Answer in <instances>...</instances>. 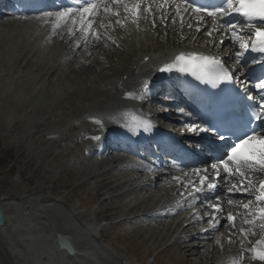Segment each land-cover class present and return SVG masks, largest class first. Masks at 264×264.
I'll return each mask as SVG.
<instances>
[{"label": "rangeland", "instance_id": "rangeland-1", "mask_svg": "<svg viewBox=\"0 0 264 264\" xmlns=\"http://www.w3.org/2000/svg\"><path fill=\"white\" fill-rule=\"evenodd\" d=\"M8 19L0 21V197L9 213L8 226L1 231L3 244L15 252L18 247L22 250V255L16 254L15 264L21 262L25 251L32 250L34 243H37L36 249L40 253L43 246L40 241L49 243L54 229L61 227L69 230L80 249L90 243L99 246L96 258L100 264H124L122 259L141 264H212V261H204L198 250H194L191 255L186 254L183 251L186 243L171 244L174 237L183 232L181 225L177 231L172 230L168 238L162 240L159 236L155 240L166 231L168 224L172 225L176 220L166 221L167 225L163 226L161 222L154 224L140 219L131 222L122 220L124 216L137 215L140 208L145 209L146 204L150 206L158 198L168 200L176 192L175 189L169 194L153 198L157 194L153 192L158 187L151 190L154 186L135 188L139 183L134 185L135 181L142 176L118 190L104 186L105 180L115 181L119 176H127V172L120 173V169L90 179L91 172L102 173L109 167L115 168L116 164L103 158L97 160L91 154L85 155L83 121L88 114L85 110L98 102L106 105L122 102V94L115 89V85L102 86L106 81L111 82L112 78L123 74L129 58L121 66L118 57L116 61L112 59L117 63L113 65L116 70L112 65L99 62L98 66H91L93 71L89 73L85 71V65L71 72L66 61H62L64 50L57 42H44L45 33L39 32L36 26L32 29V25L26 24L23 19ZM140 27V31L136 30L137 27L134 30L130 26L126 27L130 40L128 44L122 40V46L128 53L131 45L134 52L140 54L144 46L161 44L158 42L157 29L154 31L150 28L149 31L145 25ZM118 32L125 37L123 29ZM24 34L29 37L26 38ZM164 38V44L171 40ZM103 46L109 47L110 43ZM110 47L117 49L116 45ZM64 74L66 77L62 76ZM73 76L76 79L74 85L69 82ZM100 76H104L103 79H94ZM100 87L111 88L112 94L107 93L114 95L115 99L113 96L108 99L105 94L98 92L96 89ZM74 124L80 127L72 130L71 125ZM126 189L131 191L124 194ZM26 205L31 206L28 214L23 213ZM146 210L145 214L151 209ZM142 217L144 219L146 216ZM85 220L102 228L101 239L96 236L90 239L85 231ZM20 241L23 246L19 245ZM236 241L226 244L228 248H223L226 251L235 249ZM199 243L194 241V244ZM199 247L203 252L207 251L203 244ZM231 252H224L225 255L216 253L218 262L213 259L216 264H222L230 258ZM84 263L85 259L82 262L80 260V264ZM0 264H3L2 258Z\"/></svg>", "mask_w": 264, "mask_h": 264}, {"label": "bare ground", "instance_id": "bare-ground-1", "mask_svg": "<svg viewBox=\"0 0 264 264\" xmlns=\"http://www.w3.org/2000/svg\"><path fill=\"white\" fill-rule=\"evenodd\" d=\"M167 3V1L165 2V4ZM170 5H169V7L168 8H165V10L167 11V14L169 13L170 14V16H174V12L176 11L175 9H174V7H173V5H174V3H172V1H169L168 2ZM144 13V12H143ZM94 20H95V18H93ZM154 23H155V25H156V27L155 28H158L157 30L159 31V33H158V36H160V34H161V36L164 34V32L161 30V22L159 21V19L157 18V17H154ZM194 19V18H193ZM8 20H10V19H8ZM25 21V20H24ZM7 22V21H6ZM27 22V21H26ZM96 22H98L97 20H96ZM68 23H70V21L68 22ZM188 23V22H187ZM186 23V24H187ZM26 24H28V23H26ZM33 24V23H32ZM117 24V23H116ZM115 24V29L114 30H116L117 28H119V29H123L125 32H124V34H125V37H124V35H123V37L121 36V35H119V32L116 34L117 35V37L119 38V39H116V37H115V39H113V35H114V33H111L112 31H111V28L106 32L101 26H100V28H99V31H100V36H103V38H101L102 39V44H103V42L104 43H107L108 42V44L110 43V46L111 45H113V46H115L116 45V47H117V49L116 48H111L110 46L108 47V46H102L99 50H97V51H92L93 50V48H92V46L90 45V46H88V47H86L85 48V50L83 51V53H82V55H80V57L82 56V58H84L85 59V64H83L82 63V61H79V60H74V61H72V64L71 65H69V67H68V69L71 71V72H74V71H76V70H78L77 69V66H83V65H85V71L86 72H90V71H93L92 69H91V66L93 65V66H98L99 65V62H101V58H104L105 57V60H106V64L107 65H109V66H111L112 65V67H113V65H116L117 63H115L112 59H114L115 60V58L116 57H118L119 58V65L121 66L122 65V62L124 61V60H126V59H128L129 58V62H128V66H127V68H126V70L124 71V73L123 74H125V73H128L129 74V76H128V78L126 79V80H121V79H119L118 81H117V88H116V90L120 93V94H122L123 95V93H124V89L125 88H129V87H132V88H135V89H137V91L135 92V96L138 94H140V91H141V86H142V80H143V78L144 77H147V75H145L144 73L143 74H141V72L142 71H146L147 69H149L150 68V66L152 65V64H154V62H161V61H163L164 59H166L167 57H169V56H174L175 54H177L178 52H180L181 50H187V49H191L192 48V46H190V45H186L185 44V41L183 40V38L185 37V35H187V29H186V27L185 28H183L182 27V24H183V21L182 22H180V19L179 18H177V22H176V24H175V22H174V20L171 22V23H167V25H169V28H170V31H171V25H172V27L173 28H175V32H176V34H175V36H177V38L175 37V43H176V45H175V47L173 48V49H171V48H167V49H165V50H161L163 47H162V44H160L159 46H157V45H155V47L154 48H152L151 46H144V49L142 50V52L140 53L141 55L140 56H138V54H136L135 52H134V49L132 48V45L130 46V53H128L127 52V50L122 46L123 44H122V40L124 41V42H129V40H130V38H129V36L127 35V34H129V33H127V30H126V27L125 26H122L121 24H118V25H116ZM133 25L134 24H131V26L133 27ZM174 25V26H173ZM32 29L34 28V26H30ZM73 27V26H72ZM37 28V27H36ZM39 28V27H38ZM172 28V29H173ZM180 28L182 29V31H181V33L179 32L180 31ZM62 31V30H61ZM74 31L76 32V35H75V37L77 36L78 38H79V40H78V43L80 44V42L82 43V41H81V37H83V33H81L80 31H79V26L77 25V26H75L74 27ZM195 33H196V37L195 38H197L198 36H199V34H200V32H196V31H194V32H191V34H193V35H195ZM26 34H28L29 35V33H26ZM26 34H24L25 36H26ZM79 34V35H78ZM27 35V36H28ZM32 35V34H31ZM30 35V36H31ZM60 35H62V32L60 33ZM110 35H112V37L110 36ZM27 36H26V38H27ZM69 36H72L68 31H66L65 30V32H64V34H63V37H62V41L65 43V42H67L68 44H69V41L71 40V39H69ZM110 36V37H109ZM128 36V37H127ZM183 36V37H182ZM29 37V36H28ZM33 37H34V35H33ZM2 39V38H1ZM36 39V38H35ZM157 39V38H156ZM58 40H59V36H58ZM119 40H121L120 42H118ZM118 43H117V42ZM228 42H227V46L225 47V50L226 51H228V55L229 56H233V57H236L237 59H238V54H235V51L237 50V46L235 45V44H233L232 43V41H230V40H227ZM63 42H57V44H59L60 45V47H61V49H64V53L66 52V56H65V58H62V61H64L65 62V60H67V59H70L69 57H72V59L74 58L73 57V55L77 52V50H76V48L74 47V46H77V43H75V44H72L71 43V48L70 49H68L67 47H66V44H63ZM86 42H88V41H85V43ZM158 42H160L161 43V41H160V39H158ZM212 42H214V41H212ZM128 44V43H127ZM130 44V43H129ZM25 45H26V43H25ZM58 45V46H59ZM24 46V45H23ZM193 48H197V49H199L200 48V46H198V47H194L193 46ZM7 50H8V48H7ZM79 50H81V49H79ZM120 50V51H119ZM126 50V51H125ZM91 51H92V54H94V58H88V56H89V54L91 53ZM141 51V50H140ZM153 51V52H152ZM156 51H161L160 53H158V54H154V52H156ZM151 52H152V54H151ZM14 53H15V51H14ZM63 53V52H62ZM62 55V54H61ZM131 55V56H130ZM146 56H148L149 57V59L147 60V61H144V59H145V57ZM3 57V56H2ZM59 57H61V56H59ZM23 59V58H22ZM21 60V59H20ZM8 61V60H7ZM41 61V60H40ZM58 61V60H57ZM68 61V60H67ZM116 61V60H115ZM118 61V60H117ZM64 62H62V63H64ZM89 63H90V66H88L89 65ZM45 64H47V63H45ZM67 64V63H66ZM105 64V66H107ZM137 64H139V66H137L136 68H134L135 67V65H137ZM100 65H102V64H100ZM47 66V65H46ZM42 67V66H41ZM47 68V67H46ZM114 69H115V67H113ZM122 68V67H121ZM114 69H113V71H114ZM116 70V69H115ZM118 70V69H117ZM66 72V71H65ZM85 72V73H86ZM158 72V71H157ZM50 73V72H49ZM96 73V72H95ZM121 73V72H120ZM97 74V73H96ZM145 75V76H144ZM63 77H66V74H64V75H62ZM105 76V75H104ZM103 76V77H104ZM36 77V76H35ZM103 77L101 78V76H100V78H94L95 80H97V81H99V80H101V79H103ZM29 78V77H28ZM58 78V77H57ZM23 79V78H22ZM76 79H75V77L73 76L72 78L70 77V81L69 82H71L73 85H74V81H75ZM85 81H87V79H85ZM103 81V80H102ZM82 82H84V80L82 81ZM32 83V82H31ZM21 85V84H20ZM110 85V84H109ZM113 85H115L114 83L112 84V86ZM126 86V87H125ZM114 87V86H113ZM123 87H125V88H123ZM49 89H50V86H49ZM59 89V88H58ZM64 89V88H63ZM96 90H98V92H100V93H102V94H105V96H106V98L108 97V99L109 98H111V96L112 95H110V94H108L107 92H109V93H111L110 91H112L111 90V88H103V89H101V88H98V89H96ZM35 91V90H34ZM114 93V92H113ZM32 95V94H31ZM68 96V95H67ZM86 96V95H85ZM134 96V97H135ZM66 98V97H65ZM89 98V97H88ZM111 100V99H110ZM136 100L137 99H135L134 101H131L130 103H123V104H120L119 105V103H113V104H110V105H106L105 103H102V102H98V104L96 103H94V105L93 106H91V107H87V109L85 110V112L87 113L88 112V114L87 115H85V120L83 121V124L85 125V134H84V139H85V153H89L90 152V154L92 153V151H93V149H95V145H97V142L100 140H97V142H93V140H94V138L93 137H97V136H102V135H104V134H109L110 132L108 131V128H113V129H115L116 128V126L114 125V124H112V123H108V122H106V120L105 119H103V118H93L92 116H90L89 115V113H90V111L91 110H97V111H101V112H103V113H111L113 110H112V108H115V109H118V108H120V109H124V111H128L129 109V106L130 105H134V106H138L139 104L138 103H135L136 102ZM113 102V101H112ZM109 103V102H108ZM72 106V105H71ZM146 107V106H145ZM111 108V109H110ZM49 110V109H48ZM49 117V116H48ZM124 122H131L132 121V119L128 116V115H125V117H124ZM99 121V122H98ZM41 123V122H40ZM78 124V123H77ZM72 126V130L73 129H75L77 126H79V125H71ZM50 127V126H49ZM80 127V126H79ZM82 127V126H81ZM64 134V133H63ZM114 134H116L115 133V130H114ZM56 135V134H55ZM116 154H114V155H110V156H108V157H106V158H103V160H109V161H112V163H114V164H116V167L114 168V167H109L108 169H107V171L106 170H104L105 172H102V173H94V172H91V178L90 179H92V178H95V179H97L100 175H105V174H107L108 172H111L112 170H114V169H120V170H122L123 169V167H124V164H125V160H126V158L124 157V153L123 152H121V151H118V152H115ZM138 164L135 162V163H132V162H129L128 164H125V169H128V170H125V172H127V176H125V178H122V177H118L115 181H109V180H105L103 183H104V186L106 185V186H108V188H110L111 190H118V189H120L121 187H124V186H126L127 184H129V183H131V181H133V180H136V179H138L140 176H142L141 177V179L140 180H138V184H137V186L135 187V188H138V189H147V188H149V187H152V186H156L157 185V183L159 182V180L161 179V174L160 175H158L157 177H151L152 176V174H151V171L149 170V169H145V171H142V170H139L138 169ZM145 177V178H144ZM257 178H259V179H261L262 178V174L260 173V174H258V176H256ZM259 181V180H258ZM114 182H116V183H114ZM160 185V184H159ZM105 188H107V187H105ZM131 190H129V189H126L125 190V192H124V194L125 193H128V192H130ZM149 191V190H148ZM155 191V190H154ZM137 192V191H136ZM162 193V192H161ZM163 193H165L164 191H163ZM188 200H189V198H187L186 199V205H188ZM0 204H2L3 205V207L5 208V223L3 224V226H0V256H1V258H2V260H3V264H15V258H16V256L17 255H22V253H21V251L22 250H20V248L18 247V250H16V252H15V250H10V249H7L6 247H5V245L3 244V242L4 241H2V237H3V234H2V230H3V228L5 229V227L6 226H8L7 224V222H8V220H9V213H8V211H6V206H5V204L3 203V201H2V199H1V197H0ZM149 204V203H148ZM158 205H160V202L159 201H157L156 202V204L154 205V206H152L153 208H155V207H157ZM178 206H181V205H178ZM146 208L145 209H143V208H140L139 210H138V214L137 215H135V216H131V217H129V216H124L123 217V219L122 220H125V221H134L135 219H140V220H144L143 219V217L142 216H146V214L144 213V211L146 210V209H152V208H150V206L149 205H147L146 204V206H145ZM223 207H224V209H226V211H233V212H235V214H236V210L237 209H231V207H234V205H228L227 204V201H225L224 202V204H223ZM161 210H163V209H158L157 211H161ZM147 211V210H146ZM225 212V211H224ZM223 212V213H224ZM179 213V211L177 210L176 212H174V213H171V214H169L168 216L169 217H174V216H176L177 214ZM236 219L238 220V217H236ZM163 221L161 222V225L163 226V225H167L166 224V221H169L170 222V220H165V219H162ZM182 220H183V218H180L178 221H174V219H173V221H174V224H168V226L166 227V231L165 232H163V234H159L156 238H155V240H157L158 238H159V236H161V239L163 240V239H165V238H168L169 236H171V234L173 233L172 232V230H174V231H177V229H178V227L181 225V224H183L182 223ZM224 220V222H223V224L225 223V221L227 220L226 219V217L225 218H223L222 220H221V223H220V225L217 227V228H212V229H210V230H208V231H206V232H203V234H208V235H210L211 233H214V232H216L219 228H220V226H221V224H222V221ZM172 221V222H173ZM90 222V221H89ZM157 222H159V221H157ZM156 222V224H159V223H157ZM242 222V221H241ZM10 223V222H9ZM231 224V223H230ZM87 225V224H86ZM196 222H191V223H189V224H186L184 227H183V229H189L190 228V231H191V228H196ZM153 226V225H152ZM86 227V230L87 231H89V233H90V235L92 236V237H95V234H94V232L96 231V227H94V226H90V225H88V226H85ZM158 227V226H157ZM156 228V227H155ZM235 229H237V230H235ZM150 230V229H149ZM222 231H226V230H224L223 228H222ZM50 232H52V231H50ZM61 234V235H63V236H66V237H68V239L72 242V244H73V246L75 247V249L77 250V253L76 254H69L68 253V251L67 250H59V256H58V258H54L51 254H50V252L48 251V248H49V246L52 244V242H53V240L56 238V236H57V234ZM199 233V231H197L196 233H191V234H189V236H187V237H184L182 234H180V236L178 235L176 238H174V241L171 243V244H177V243H180V242H182V243H186L185 245H183V251H185V253L186 254H188V255H191V253L194 251V250H198V254L199 255H202V259L204 258V261H205V259L207 260V261H212V264H216V261H214V259L213 258H215L216 257V253H220V246H219V244L220 243H217V242H215V241H209V240H205L204 242H200L199 243V245H197V247H195L192 243H191V241L193 240H196V239H194V238H199L198 237V234ZM263 235H264V231H262L261 232ZM228 234H230V235H233V236H238V235H241V233H240V231H239V229H238V226H236L235 228L233 227L232 228V231H231V233H227L226 234V236H228ZM207 235V236H208ZM263 235H261L263 238H264V236ZM258 237V238H257ZM205 238H209V237H205ZM246 237L245 236H240V238H239V240H237V246L235 247V249H232V250H230V252L232 253V256H235V257H238V258H240V256H241V252H239L240 250H239V241L240 240H242V239H245ZM257 238V239H256ZM260 238V235L259 236H257V233L255 234V237H253L251 240L249 239V240H245V242L247 243H243V245L241 244V247L243 248V250L244 249H248V248H252V247H254V246H256L255 245V242L258 240ZM32 239H34V238H32ZM227 239H226V237H223V240H222V244H228V243H231V242H228V241H226ZM40 243L43 245L41 248H40V253H38V251H37V249H36V246H37V243H34V247L32 248V250H27V251H25V253H24V255H23V257H22V259H21V262L20 263H17V264H80V260H81V262H82V260H84V257H85V260H88L87 262H88V264H95L93 261H90L89 260V258H88V256L87 255H89V254H86V252L89 250V248H91L90 247V245H88V244H85V248L84 249H80L79 247H78V243L75 241V238H74V236L69 232V230L68 231H66L64 228H56V229H54V231H53V236H52V238H51V241L49 242V243H47L45 240H42V241H40ZM203 244V247H205L206 246V248H207V251L206 252H203V249H201V247H199L200 245H202ZM7 245V244H6ZM19 245L20 246H23V244H22V241H20L19 242ZM193 245V246H192ZM229 246V245H228ZM261 247H264V246H261ZM12 248V247H11ZM213 250H216V251H213ZM180 251V250H179ZM80 252H82V253H80ZM229 252V251H228ZM244 252H245V256L246 257H248V256H252L253 255V253H251V252H248V251H245L244 250ZM17 254V255H16ZM211 254H212V257H211ZM85 255V256H84ZM1 258H0V262H1ZM216 259V258H215ZM231 260V257H230V259L229 260H226L225 262H223L222 264H232V262L230 261ZM14 262V263H13ZM262 263V261L259 263V264H261ZM87 264V263H86ZM239 264H240V262H239Z\"/></svg>", "mask_w": 264, "mask_h": 264}, {"label": "snow or ice", "instance_id": "snow-or-ice-1", "mask_svg": "<svg viewBox=\"0 0 264 264\" xmlns=\"http://www.w3.org/2000/svg\"><path fill=\"white\" fill-rule=\"evenodd\" d=\"M112 2L120 3L122 0H112ZM77 5L76 8L68 7L61 11L53 13H48L49 17L55 15V28H60L61 25H67L69 21L73 27H69V33L75 37L76 32L74 31L75 26H79V31L83 33V38L86 41L88 35H94L96 39H99V34L93 29L94 18L101 11L110 14L112 16H119L118 12H113L108 6L101 8V0H74ZM181 4L186 5L184 11L191 7L192 10L199 14V18L203 20L205 16L213 18L214 22L218 23V17L230 16L232 13H237L244 16L249 22V28L253 31L255 36V43L249 47L247 41L235 30V26L232 24L220 25L216 28V31H223L226 27L229 32H231L232 39L239 42V48L245 51L251 50L259 53H264V29L256 28L253 21L259 20L264 22V0H221V4L213 6L209 9L206 6H196L194 3H190V0H181L180 4L175 6L179 10ZM141 9V4L137 3L130 9L128 6L124 7L125 12H131L134 17H138ZM146 10L151 11V5L146 6ZM91 17V18H90ZM116 23H121L119 20ZM154 23V22H153ZM103 26V25H101ZM191 27V25H189ZM199 30V29H197ZM211 36V32L208 33ZM223 43V41H221ZM79 47V43H77ZM173 68H178L181 72H190L192 75L197 76L198 79H204L206 74H209V70L213 74V79L206 82L212 83L213 86L218 85L223 81L233 80V74L224 66L223 61L214 56L199 55L196 53L186 56L181 53L176 56L174 61L170 64H166L161 71H172ZM241 87L244 92H248L249 89L247 85L241 81ZM147 88V83L144 85ZM256 89L260 90L259 100L264 101V77L259 79V82L254 85ZM248 100H256V95H248L246 97ZM259 111H254L250 115L249 123L252 120L264 121V103L256 105ZM99 122V121H98ZM211 130V129H209ZM192 132L200 131L199 128L190 129ZM99 140L100 137H93ZM221 140L224 139L223 136L220 137ZM211 167L215 170V178L218 180H235L236 183L231 184L230 187L225 189L228 193L233 192H243L245 195L249 194L251 190H256L253 199H250L247 203H244L242 207L249 210L244 214L243 223L246 225H256L257 221L260 230L264 231V180L259 182V185L254 183L251 179L246 176V173H261L264 174V132L257 133L255 129L250 132H245L242 136L237 137L236 142L229 146L227 152L223 153L216 164H212ZM203 171L207 173V169H197L195 174L199 177V184L205 185L209 190L215 191L219 185L215 182L209 180L207 175L201 176L200 173ZM221 172L225 175L222 177ZM192 187H195L194 181H189ZM246 185V187H241ZM204 188H196L195 192L190 193L193 200L196 199V193L203 192ZM219 199V197H217ZM253 200L256 202L255 208H252ZM228 205H233V200H227ZM209 208L213 209L212 219L215 221L212 227L215 228L219 221L216 219L215 213H223L225 209L221 204H209ZM251 217V218H249ZM201 218V217H198ZM228 222L232 224V227H236L235 220L236 217L231 213L226 216ZM242 236H247L251 233V230H246L245 228L239 229ZM229 242H231V237H229ZM219 243V240H217ZM243 245V241H241ZM254 247L244 249L245 251L253 253L252 259L264 261V238L257 240ZM232 264H239V261L233 260Z\"/></svg>", "mask_w": 264, "mask_h": 264}, {"label": "water", "instance_id": "water-1", "mask_svg": "<svg viewBox=\"0 0 264 264\" xmlns=\"http://www.w3.org/2000/svg\"><path fill=\"white\" fill-rule=\"evenodd\" d=\"M26 209H29V207L27 206ZM5 222V210L2 206V204H0V225H2ZM59 239H65L63 238L61 235H58L57 240H55V243H58ZM67 249L71 252L74 253V249L71 245V243L69 244V247H67Z\"/></svg>", "mask_w": 264, "mask_h": 264}]
</instances>
